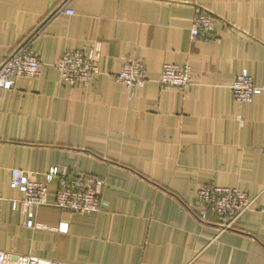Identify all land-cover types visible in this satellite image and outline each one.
I'll use <instances>...</instances> for the list:
<instances>
[{"label":"crops","instance_id":"obj_1","mask_svg":"<svg viewBox=\"0 0 264 264\" xmlns=\"http://www.w3.org/2000/svg\"><path fill=\"white\" fill-rule=\"evenodd\" d=\"M66 1L74 14L51 19ZM204 12L215 38L193 40ZM43 25L30 43L41 74L16 79L0 100L5 261L264 264V0H0V63ZM68 51L98 62L87 87L69 86L57 70ZM125 59L146 68L134 92L117 79ZM166 64L189 65L191 85L164 87ZM243 71L262 89L250 103L231 91ZM14 169L41 183L53 169L101 180V210L61 211L54 177L29 227L13 209L22 197ZM207 185L249 196L252 209L232 230L202 217L197 194Z\"/></svg>","mask_w":264,"mask_h":264},{"label":"built area","instance_id":"obj_2","mask_svg":"<svg viewBox=\"0 0 264 264\" xmlns=\"http://www.w3.org/2000/svg\"><path fill=\"white\" fill-rule=\"evenodd\" d=\"M66 1L53 13L51 19L59 13L73 15V11L67 8ZM44 25L31 37L22 42L14 51L0 63V100L3 92L13 89L18 78L35 79L41 74L42 63L39 57L31 51L32 39ZM193 40H213L215 38L214 17L208 13H199L191 29ZM62 79L71 87H87L94 74L99 72L98 62L86 57L81 52L68 51L56 65ZM192 69L189 65H164L160 83L164 87L187 89L191 85ZM118 81L130 92L143 87L147 83L146 68L144 63L138 60L125 59ZM233 98L239 103H250L256 95L261 94L262 89L255 86L253 78L248 71H243L231 87ZM59 178L55 197V206L63 212L77 215H90L98 213L103 205V189L105 183L101 180L89 181L86 178H74L69 174H59L55 169L47 175V183L36 182L23 171L14 169L11 172V187L22 193L19 200L12 202L13 209H20L29 218V227H33L35 210L48 205V183ZM197 203L202 208L203 218L216 217L220 223L222 232L233 229L236 221L246 212L252 209V202L247 193L231 189L207 185L201 188L197 194ZM67 228L60 231H66ZM0 264H8L5 261V253L0 250ZM27 264H61L34 256L27 258Z\"/></svg>","mask_w":264,"mask_h":264},{"label":"trees","instance_id":"obj_3","mask_svg":"<svg viewBox=\"0 0 264 264\" xmlns=\"http://www.w3.org/2000/svg\"><path fill=\"white\" fill-rule=\"evenodd\" d=\"M203 221H205V220L203 219Z\"/></svg>","mask_w":264,"mask_h":264}]
</instances>
